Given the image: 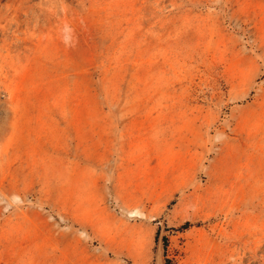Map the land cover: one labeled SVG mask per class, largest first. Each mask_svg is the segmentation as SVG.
<instances>
[{"label": "rangeland", "instance_id": "rangeland-1", "mask_svg": "<svg viewBox=\"0 0 264 264\" xmlns=\"http://www.w3.org/2000/svg\"><path fill=\"white\" fill-rule=\"evenodd\" d=\"M0 264H264V0H0Z\"/></svg>", "mask_w": 264, "mask_h": 264}]
</instances>
